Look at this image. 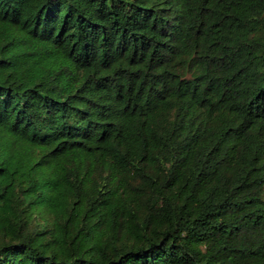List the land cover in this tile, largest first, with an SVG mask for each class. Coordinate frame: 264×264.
I'll return each mask as SVG.
<instances>
[{
  "label": "trees",
  "instance_id": "1",
  "mask_svg": "<svg viewBox=\"0 0 264 264\" xmlns=\"http://www.w3.org/2000/svg\"><path fill=\"white\" fill-rule=\"evenodd\" d=\"M0 264H264V0H0Z\"/></svg>",
  "mask_w": 264,
  "mask_h": 264
}]
</instances>
